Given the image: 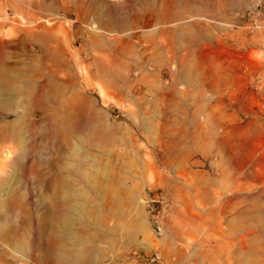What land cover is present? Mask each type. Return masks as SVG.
<instances>
[{
  "label": "rangeland",
  "instance_id": "rangeland-1",
  "mask_svg": "<svg viewBox=\"0 0 264 264\" xmlns=\"http://www.w3.org/2000/svg\"><path fill=\"white\" fill-rule=\"evenodd\" d=\"M0 264H264V0H0Z\"/></svg>",
  "mask_w": 264,
  "mask_h": 264
}]
</instances>
